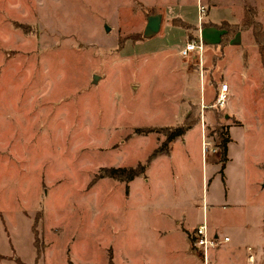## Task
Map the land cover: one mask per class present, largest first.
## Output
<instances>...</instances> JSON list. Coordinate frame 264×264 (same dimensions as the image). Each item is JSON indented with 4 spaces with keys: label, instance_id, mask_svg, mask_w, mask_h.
Listing matches in <instances>:
<instances>
[{
    "label": "rangeland",
    "instance_id": "374dc122",
    "mask_svg": "<svg viewBox=\"0 0 264 264\" xmlns=\"http://www.w3.org/2000/svg\"><path fill=\"white\" fill-rule=\"evenodd\" d=\"M143 1L154 0H0V264H188L183 241L192 247V227L204 220L211 235L229 238L208 264L218 253L222 264H252L249 247L264 264V67L255 39H242L245 72L236 49L208 51L211 106L223 69L236 87L225 108L203 115V83L187 73L197 57L177 55L187 30L168 16L143 39L147 17L159 14ZM186 12L197 22L196 4ZM202 39L218 45V32ZM187 119L192 129L155 156L164 133H135ZM202 126L216 153H202ZM139 165L144 174L129 183L103 176Z\"/></svg>",
    "mask_w": 264,
    "mask_h": 264
},
{
    "label": "crops",
    "instance_id": "0c3cea01",
    "mask_svg": "<svg viewBox=\"0 0 264 264\" xmlns=\"http://www.w3.org/2000/svg\"><path fill=\"white\" fill-rule=\"evenodd\" d=\"M193 4H196L197 22L194 19V17H193L194 20L192 22H190L189 20L192 18V16L190 17L189 13L186 12L187 6H191ZM200 5L204 6L206 8V14L203 17L202 25H201V22L199 21V18H200L199 6ZM142 6L147 11H150V10L159 11V14L162 15V18L169 16L173 20L174 19H178V22H180V23H178L180 25V28H183L184 30H187L186 33L180 34V37H178V38H180V41L183 42V46L178 48L177 55L179 57H180V55H179L180 51L185 47L186 43L190 41L189 40L188 29L193 27L194 28L193 33L196 35L197 38H199V37L202 38V35H203V33H205V31L216 30L218 32V41H217L218 45L210 46L209 44H206L204 42V40L202 39L203 43H204V50H205L204 54L206 53L205 55H203L202 65H200V63H199L198 56L194 55L191 58L197 57V59L195 58L196 60L194 59L192 61L193 64L191 63V65H194L196 67L193 69L194 71H192V69L189 70L190 68H188V71H187L188 74H190L191 72L194 74L193 77H194L195 82H197L199 84L203 83L202 87L200 85V88L202 89L203 92L200 91V97H199V102H198L199 103V109L201 110L200 112H202V110H203L202 108L203 107H205V108L207 107L205 110L209 109L208 106L210 107L213 104V102H214L213 100H214V97H215V96H210V95L208 97H206L207 95H206V90H205L206 89L205 86L206 85L210 86L211 82L214 81V79L211 78V76H213L214 73H212V71L208 70L209 67L207 69L205 68V62H207V63L210 62V63H212L213 66L216 65L214 63L213 54L210 55V53H208L209 50H212V53H213V51L219 50V49L220 50L221 49H224V50L226 49V50H230V51L236 49V51H239V55H240V58H241L240 63L242 65L243 71L245 72V71H247L249 69L248 68L249 67L248 66L249 65L248 64V58H247L248 55H247V52H245L246 46L242 42V39H243V37L245 35H248L249 33H251L253 35L252 31L249 30V31H244V32L238 33L235 36V38L231 41L230 45H228L227 47L224 48L220 44L221 36L223 35L224 32L219 29V25H221L222 23H225V22L230 23V24H242L243 21H244V17H245V9L247 7L254 8L257 11V14H258L257 18H258V21H259V19H261L263 17V15H264V0H192V1H188V2H186V1L177 2L176 0H154L153 2H149V3H146V2L143 1ZM161 9L163 11L164 10L166 11L165 14L162 13L163 11H160ZM224 9H227L228 11H231L230 12L231 16H236V18L238 20L236 22H229L228 20L224 19L223 16H221V14H222ZM172 28H174V30H175L176 26H172ZM167 31L172 32L171 30H167ZM236 43H239L240 47L234 48ZM258 53H259V50H258ZM222 61L224 62L225 60L222 58ZM215 68H216V70H218L217 67H215ZM223 71H224L223 72L224 73V76H223L224 83H227L229 85L230 93H231L230 96H231V99H232L234 97L235 87H236L235 81H234L236 74L233 72V70L225 71L223 69ZM225 72H226V74H225ZM208 73H209V75H208ZM201 74H202V78H201ZM222 74H221V76H222ZM209 76H210V78H209ZM187 81H188V79H186L183 76L182 77L183 88H184V85L187 88V86H188L187 85ZM185 93L183 95V99H184V96H185L186 100L192 101L193 99L191 98V92H187L186 94ZM205 110H204V115L206 113ZM207 113H209V111H207ZM234 118L238 122L241 123V121L238 120L235 116H234ZM201 128H203V126ZM201 138L203 139L202 130H201ZM201 149H202V145H201ZM202 153H203V150H202ZM214 159L215 158H212L213 163H217L216 160H214ZM181 221H183V220H181ZM178 222H180V220ZM178 222H177V226H178ZM185 222H187V221H185ZM201 224H199V225H201ZM199 225L193 226L192 228H197ZM177 226H176V229L178 230ZM188 228H191V227L188 226ZM225 238H228V237H225ZM183 243H184V247H185L184 249L186 250L184 256H186V259L188 261V262L187 261L186 262L188 264L192 263V261H193L192 258L200 257L202 259L200 254H198L197 252H194L192 250V247L190 246L191 244L189 245V240L188 239L184 240ZM249 249L252 250L250 255H252L254 257V262H251L249 260L250 255L248 256V261L250 263L254 264L255 262H257L259 260L260 253H259L258 258H255V256L252 254L253 253V249L250 248V247L248 248V250ZM188 256L192 257V258L190 259ZM218 256H220L219 253L216 254V256H213L211 254V257H212L211 262L213 264H222L221 261L219 260ZM110 262L113 263V260H111ZM110 262H109V264H110ZM203 262H204V260H203ZM113 264H115V263H113ZM204 264H205V262H204Z\"/></svg>",
    "mask_w": 264,
    "mask_h": 264
},
{
    "label": "trees",
    "instance_id": "16d2710c",
    "mask_svg": "<svg viewBox=\"0 0 264 264\" xmlns=\"http://www.w3.org/2000/svg\"><path fill=\"white\" fill-rule=\"evenodd\" d=\"M258 14L254 8L247 7L245 9V17L242 24H230V23H222L219 25V29L224 33L221 36V46L227 47L230 45L231 41L235 38V36L244 31H252L255 41L258 46L260 59L262 65L264 67V29L262 28L261 23L258 21ZM143 39H145L143 37ZM193 127V122H188V119L178 128L171 130L169 128H161V129H137L135 133L137 135H148L150 133H164L167 137V140L164 142V145L161 149L157 150L153 156L157 153L165 151L168 145L177 138L183 137L190 129ZM220 137V150H221V158L222 163L225 164L228 160L227 151H228V143L230 142L228 134L225 132L224 128L219 129L218 131ZM145 172V167L139 165L138 167H128V168H120V169H110L106 171L104 177H111L118 181H123L129 183L133 181L135 178L143 175ZM37 224V223H36ZM33 231L36 230L35 226L33 227ZM110 264H113L110 262Z\"/></svg>",
    "mask_w": 264,
    "mask_h": 264
},
{
    "label": "built area",
    "instance_id": "2783aa9c",
    "mask_svg": "<svg viewBox=\"0 0 264 264\" xmlns=\"http://www.w3.org/2000/svg\"><path fill=\"white\" fill-rule=\"evenodd\" d=\"M206 14V8L204 6H199V21L201 22L202 25V20L203 17ZM204 43L201 37L196 38L192 41H189L186 43L185 47L180 51V56L183 59H189L192 56H198L199 58V63L202 65L203 62V55H204ZM202 78V74H201ZM231 96H230V87L227 83H222L220 85L217 97H216V102L214 103L213 106L210 108L212 109H223L229 102ZM207 108V107H206ZM203 107L202 113L204 115V110L206 109ZM203 142H204V149H203V154H208V153H216L214 149H212V144L207 142V136L205 134V127H203ZM211 147V149H210ZM192 247L195 252L200 254L202 259L204 260L205 264L209 263V256L210 253L213 249L218 248L222 243L229 242L228 238H225L224 241L221 240L219 237L211 235L210 230L204 221L201 225H199L197 228H195V234L192 237ZM252 250L249 249V252ZM249 260L251 262H254V257L250 255Z\"/></svg>",
    "mask_w": 264,
    "mask_h": 264
},
{
    "label": "water",
    "instance_id": "95a60500",
    "mask_svg": "<svg viewBox=\"0 0 264 264\" xmlns=\"http://www.w3.org/2000/svg\"><path fill=\"white\" fill-rule=\"evenodd\" d=\"M162 22H163V18H162V15L160 14L148 16L147 24H146V27L143 33V37L145 39H151L155 37L156 35H158L162 28ZM105 30L106 32H109L110 28L106 25ZM98 80H99L98 76L93 77L94 83H97Z\"/></svg>",
    "mask_w": 264,
    "mask_h": 264
}]
</instances>
